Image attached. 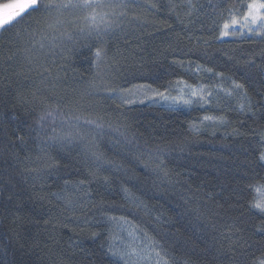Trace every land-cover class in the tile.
Segmentation results:
<instances>
[{"label":"trees","instance_id":"16d2710c","mask_svg":"<svg viewBox=\"0 0 264 264\" xmlns=\"http://www.w3.org/2000/svg\"><path fill=\"white\" fill-rule=\"evenodd\" d=\"M127 3L103 37L81 33L75 16L53 31L35 14L0 32V264H122L108 251L128 240L120 217L151 235L169 264H259L264 233L253 225L264 217L248 205L249 185L264 180V36L221 35L229 10L242 17L247 0ZM42 35L56 46L41 49ZM97 47L112 97L89 87ZM181 80L212 92L210 103L154 95L178 96ZM122 89L139 93L134 103H122ZM70 107L103 128L83 141L49 139L74 131ZM46 110L53 117L40 128ZM89 141L109 162L103 169ZM158 147L167 176L153 171L158 160L145 167ZM45 162L48 172L29 171Z\"/></svg>","mask_w":264,"mask_h":264},{"label":"snow or ice","instance_id":"6c2138e0","mask_svg":"<svg viewBox=\"0 0 264 264\" xmlns=\"http://www.w3.org/2000/svg\"><path fill=\"white\" fill-rule=\"evenodd\" d=\"M188 4L191 7V0H188ZM128 7L127 0H0V32L10 31L18 24L23 23L27 18L34 17L35 14L44 15L50 19L52 23L48 24V28L53 31L57 30L58 26L62 25L68 16H75L83 22L79 29L81 33L87 31L88 35L95 34L97 37H103V35L114 30L115 26H118L119 19L127 15L126 9ZM148 7L151 8L154 5L149 4ZM239 11L242 13V17L231 15V10H229L230 19L224 21L221 35H234L239 30L241 34L247 32L248 35L264 36V0H247V3L240 5ZM188 14L190 15L191 13ZM61 36L66 39H72V34L68 31L61 32ZM45 39L46 37L43 35L40 38L39 47L41 49L45 47L54 48L56 46L54 43L56 37L48 41L47 45L44 43ZM33 47H35V44ZM106 59V50L103 47H97L93 64L100 70L95 74L98 79L91 81L89 87L95 91H104L109 97H112L117 94V90L112 87L111 81L106 78L107 74L103 71L102 66L106 62ZM207 71H211V69ZM177 83L183 86V88L178 89V96L169 97L164 92L155 90L154 95L164 100L171 99L176 104L191 105L196 99L201 102V106L210 103L208 98L212 96V92H206L203 88L193 87L187 81L181 80ZM139 87L143 88L146 86ZM234 87L242 88V85L234 84ZM183 89H188V92L185 93ZM118 94L121 97L122 103L131 104L135 102L128 98L135 95L132 89H122ZM227 94L231 95L232 93L228 92ZM73 103L79 104V101H74ZM47 117H53V111L46 110L38 117L36 121L38 127L43 128ZM101 119L100 117L93 119L84 116L82 111L77 114L70 107L66 122L74 131L62 137H49V139L58 138L61 141L68 140L69 142L83 141L90 135L89 129L103 128ZM215 119L217 118L213 116L204 117L205 121ZM219 119L223 120L222 117ZM193 127L197 126L194 125ZM121 134L123 135V133ZM261 136L264 137V133H261ZM88 144L91 147L86 145V148L91 153L93 163L98 170L103 169L109 162L104 158L102 153L94 150L95 145L92 144V141H89ZM163 153L164 149L161 147H158L155 153L150 151L148 153V161L144 163L145 167H148L149 162L158 160L159 163L156 164L153 171L161 172L164 176H167L168 172L162 167L164 161L161 156ZM259 160L264 162V152H260ZM51 167L52 165L45 162L44 164H38L36 167L30 168L29 171L40 175L41 173L48 172ZM65 183L67 184L68 182L65 181ZM80 183L83 184L84 181H80ZM249 188L253 193L249 201V208L255 209L256 212L264 217V180L250 184ZM125 192L127 193V189H125ZM53 195L58 199H64L60 193H53ZM129 199L135 202L134 197L129 196ZM66 203L71 205L73 201L67 199ZM119 219L123 222V230L127 231L128 240L122 246L109 244L108 251L111 256L117 258L118 262H122V264H169L167 253L151 235L146 231L142 232L138 226L126 217H120ZM109 220H116V217L110 216ZM253 226L257 232L264 233V221L260 225ZM259 264H264V258L259 260Z\"/></svg>","mask_w":264,"mask_h":264},{"label":"rangeland","instance_id":"374dc122","mask_svg":"<svg viewBox=\"0 0 264 264\" xmlns=\"http://www.w3.org/2000/svg\"><path fill=\"white\" fill-rule=\"evenodd\" d=\"M184 90V92L185 93H187L188 92V89H183ZM135 92V91H134ZM139 93H137V94H135L134 96H131V98L132 99H136L138 96H136V95H138ZM182 105H184V104H182Z\"/></svg>","mask_w":264,"mask_h":264}]
</instances>
